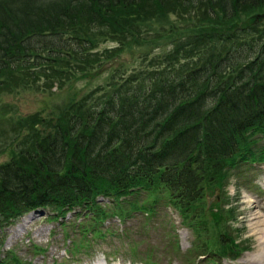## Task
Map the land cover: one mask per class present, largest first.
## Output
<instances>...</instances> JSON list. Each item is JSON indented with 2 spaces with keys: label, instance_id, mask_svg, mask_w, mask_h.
Wrapping results in <instances>:
<instances>
[{
  "label": "trees",
  "instance_id": "16d2710c",
  "mask_svg": "<svg viewBox=\"0 0 264 264\" xmlns=\"http://www.w3.org/2000/svg\"><path fill=\"white\" fill-rule=\"evenodd\" d=\"M262 16L264 0H0V95L111 71L102 89L55 111L7 118L0 238L39 208L63 218L100 208L99 197L126 203L144 194L140 211L165 201L196 232L209 226L236 259L223 225L232 212L205 223L196 208L204 184L220 188L264 162ZM171 17L199 30L180 37ZM110 40L118 46L100 51ZM129 42L146 44L137 70L118 62Z\"/></svg>",
  "mask_w": 264,
  "mask_h": 264
},
{
  "label": "rangeland",
  "instance_id": "374dc122",
  "mask_svg": "<svg viewBox=\"0 0 264 264\" xmlns=\"http://www.w3.org/2000/svg\"><path fill=\"white\" fill-rule=\"evenodd\" d=\"M169 20L175 26L179 24L184 28V32L175 30L182 33L180 37H185V34L194 36V32L199 30L198 23L188 26L187 22H180L174 17ZM157 30L155 25L150 28V31ZM144 45L124 43L121 53H118V62L125 61L127 68L137 70L143 63L139 56L145 51ZM117 46L115 41L110 40L100 45L99 50ZM171 48L172 45L164 47L167 50ZM156 52L158 50L153 53ZM108 74L111 71H103L100 75L88 76L86 79L79 78L62 90L54 87L44 93L40 89L37 92L20 89L11 94H2L0 109L7 105L8 119L36 112L46 115L72 98L97 88L102 89L108 82ZM78 75L83 76V73ZM11 127L10 120L0 119V135H7L8 132L13 134ZM258 145H264L263 138L258 141ZM10 151L9 146L6 154L0 153V163L8 160ZM240 173L238 178L233 175L220 188L204 184L203 204L196 208L203 212L205 223H209L210 215L217 211L232 212V217L226 219L223 225L228 233L227 239L235 245V251L238 249L237 253L232 251L236 260L231 259L229 252L225 253L221 245L215 244L216 239L211 236L216 235L209 226L201 227L202 230L196 232L165 201L156 203L154 212L148 215L141 212L140 206L147 198L141 194L137 200L126 199V203L125 199L118 203L103 201L98 206L100 208H92L88 212L75 209L65 213L63 218L53 214L50 208L28 213L5 231L8 232V238L4 241V247H0V264H250L249 261L259 259L255 256L258 250L257 236L252 234L249 225L252 213H259L264 218V166H253L252 169L245 167L240 169ZM247 199L253 203L248 205ZM21 228L24 229L19 237L10 241L14 232ZM3 233L0 232V236ZM239 246L247 251H241ZM261 263L264 264V255L257 264Z\"/></svg>",
  "mask_w": 264,
  "mask_h": 264
},
{
  "label": "bare ground",
  "instance_id": "6f19581e",
  "mask_svg": "<svg viewBox=\"0 0 264 264\" xmlns=\"http://www.w3.org/2000/svg\"><path fill=\"white\" fill-rule=\"evenodd\" d=\"M246 203L248 205H251L253 202L251 201V199H247ZM25 223L26 221L24 222V224ZM249 226H250V229L252 230V234L257 236L258 250L256 251L255 256L259 257L258 260H251L249 262L250 264H257L264 255V218L263 216L260 215L259 213H252L250 215V225ZM23 229L24 228L17 229L14 232L13 236L10 237V241L16 240L19 237V235L23 232Z\"/></svg>",
  "mask_w": 264,
  "mask_h": 264
}]
</instances>
